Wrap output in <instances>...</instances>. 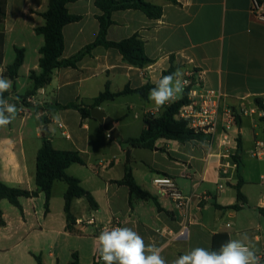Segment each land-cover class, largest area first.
<instances>
[{"label":"crops","instance_id":"obj_1","mask_svg":"<svg viewBox=\"0 0 264 264\" xmlns=\"http://www.w3.org/2000/svg\"><path fill=\"white\" fill-rule=\"evenodd\" d=\"M96 1L75 0L67 5L69 13L80 16L81 20L63 29L62 59L75 56L97 40L98 16L102 12ZM147 1L162 8L161 17L150 18L139 9L116 11L112 14L113 24L108 29L107 40L120 42L139 36L153 64L144 68L131 66L117 49L100 45L84 56L77 68L54 70L50 84L29 97L26 105L14 94L21 72L30 79L31 88L27 93L34 87L31 72L37 75L42 72L40 48L45 39L35 30L45 25L41 14L48 10L49 0H7L6 18L0 24V31L5 35L4 55L9 44L25 53L15 81L6 76L10 65L4 64L5 56L0 64V75L12 82L7 100L25 108L20 110L25 121L32 117L30 109L38 113L45 124L43 137L55 149L78 151L83 155L85 163L72 164L66 172L79 180L98 207L92 208L84 197L73 200L71 213L75 228L81 232L75 234L68 230L65 212L68 185L64 181L54 182L48 213L43 193L36 198H21L22 209L2 200L0 264H37L36 256L41 257L42 264H70L75 253L79 264H94L98 253L95 238L102 228L115 226L133 227L146 243H155L167 264L193 247L212 248L215 235H227L229 240L247 234V243L254 247L264 264V216L258 211L259 207L264 208V174L260 167L241 170L243 159L251 164L254 159L264 162L263 113L255 105L256 99L264 101V21L252 14L253 0ZM29 54L36 57L29 60ZM172 62L184 75L191 70L201 73L205 89L222 93L223 107L240 113L241 123L229 133L233 140L227 147L219 142L220 130L216 138L205 142L182 144L160 139L153 150L132 147L128 141L141 135L146 118L162 111L138 94L120 96L98 106L106 112L104 106L117 101L119 114L117 118L111 116L117 137L111 136L95 119L83 120L78 110L60 107L72 102L92 105L107 83L113 93L126 87L137 89L155 84ZM125 110L126 114H120ZM129 113L134 115L133 124L139 122L141 127L138 136L125 133L130 124ZM58 119L63 121L58 123L62 125L59 128L63 138L47 136L51 133V124ZM37 129H42L41 124ZM104 132L107 138L127 143L125 151L127 154L130 151L129 160L123 162L121 156L103 152ZM41 147L40 142H35L31 152L28 151L24 137L17 140L15 130L0 135V181L10 187L35 190L37 155ZM228 148L239 162L234 156L223 158ZM120 150L123 149L120 147ZM127 168L131 169L136 183L155 199L132 197L131 200L129 188L116 183L124 178ZM158 176L172 178L185 195L193 196L188 219L154 185L153 180ZM239 177L244 181L241 191L248 200L247 206L239 211L217 208L215 205L228 207L237 202ZM89 220H94L95 225H89Z\"/></svg>","mask_w":264,"mask_h":264},{"label":"trees","instance_id":"obj_2","mask_svg":"<svg viewBox=\"0 0 264 264\" xmlns=\"http://www.w3.org/2000/svg\"><path fill=\"white\" fill-rule=\"evenodd\" d=\"M75 0H49L48 10L41 14L45 19V25L36 28V33L42 35L45 39L44 45L40 48V68L41 74L37 75L34 71L31 72L30 78L33 81V90L27 93L25 100L34 96L38 90L50 84L53 72L56 69L63 67L77 68L78 63L84 56L90 54L97 46H105L106 48L117 49L123 56L125 63L144 68L154 63L145 53V45L139 36H133L120 42H111L107 40V33L110 26L113 24L112 14L116 11L127 9L142 10L148 17L157 19L162 15V8L149 3L147 0H97L96 6L101 10L102 14L98 16L100 23V32L97 40L75 56L69 59H62L65 50V39L63 29L66 25L78 22L80 16H75L69 13L67 5ZM263 1V0H260ZM7 0H0V24H3L6 18ZM5 35L0 31V64L4 61ZM16 58L12 65L7 68L6 76L15 81L19 76V70L24 63L25 53L23 49L15 48ZM178 65L172 62L169 70L164 71L163 75L175 71ZM155 84H147L137 89L126 87L121 92L113 93L110 90V85L107 83L105 90L94 100L92 105L72 102L67 105H60L64 109H76L81 114L83 120L91 117V109L98 107L102 102L114 100L117 97L138 94L143 99L147 100L149 89ZM189 88L184 90L181 99L176 100L162 108V111L157 115H149L146 118V127L141 135L137 138H132L128 143L134 148H145L153 150L156 148V142L160 139L177 141L185 144L188 142H205L211 139L208 135L195 133L188 128L187 121L178 118L180 109L188 104ZM7 99L8 93H4ZM24 104L25 101L23 102ZM27 105V104H26ZM255 105L259 111L263 113L261 121L264 124V101L256 99ZM47 122V119H44ZM241 118L237 114V124L240 125ZM238 149L241 148V139L238 138ZM234 159L239 162L237 156ZM84 164L83 155L78 151H61L53 147L52 142L47 138H43V144L37 155V168L35 176V190H26L22 188L10 187L0 181V202L8 200L15 207L22 209L21 198H36L40 193L45 197L46 213L50 209V201L52 197V188L55 181H64L68 185V191L65 195V212L68 219V230L71 233H81L75 228L76 221L71 213V204L76 198H86L92 208H97V203L93 196L81 187L78 179L69 176L66 172L67 168L72 164ZM119 185H126L130 190L132 197H137L144 200L155 199L153 196L144 191L134 179L132 171L127 168L125 176L122 180L116 181ZM244 181L239 177L236 185L237 202L228 207L215 205L219 209L239 211L247 206L248 200L242 193L241 188ZM160 208V207H159ZM258 211L264 216V208H258ZM0 223L2 220V211L0 210ZM228 240V236L224 234L215 235L213 238V247L218 248L222 243ZM37 264H42V259L39 256L35 257ZM70 264H79V256L73 254ZM94 264H103L97 260Z\"/></svg>","mask_w":264,"mask_h":264},{"label":"clouds","instance_id":"obj_3","mask_svg":"<svg viewBox=\"0 0 264 264\" xmlns=\"http://www.w3.org/2000/svg\"><path fill=\"white\" fill-rule=\"evenodd\" d=\"M183 77L184 73L177 68L162 75L155 86L149 89L147 98L157 110L175 102L178 95L184 92L188 81ZM11 88V80L0 75V127L10 125L17 113L16 104L4 96ZM95 239L103 264H167L161 248L155 243H146L133 227L104 229ZM248 240L247 234H242L239 238L225 241L218 248L196 246L178 256L172 264H262L261 257L247 243Z\"/></svg>","mask_w":264,"mask_h":264},{"label":"built area","instance_id":"obj_4","mask_svg":"<svg viewBox=\"0 0 264 264\" xmlns=\"http://www.w3.org/2000/svg\"><path fill=\"white\" fill-rule=\"evenodd\" d=\"M251 12L256 19L264 21V1L253 0ZM188 81L184 89L189 88L188 104L184 105L178 114V118L187 121L188 128L195 133L208 135L216 138L218 131L222 132V138L219 141L222 146H228L230 140L229 133L237 128L236 110L230 107H223L222 93L205 89L203 86V76L195 71H187L183 77ZM62 127V125H59ZM234 156L231 149L228 148L223 154V158L231 159ZM157 181H170V183H157ZM163 193L169 196L180 210L185 219H188V208L192 202L193 196L185 195L177 186L175 180L166 176H158L153 180ZM89 225H95L94 220L88 221ZM110 229V228H102ZM97 260L103 263L99 252Z\"/></svg>","mask_w":264,"mask_h":264},{"label":"rangeland","instance_id":"obj_5","mask_svg":"<svg viewBox=\"0 0 264 264\" xmlns=\"http://www.w3.org/2000/svg\"><path fill=\"white\" fill-rule=\"evenodd\" d=\"M36 56L29 54V60H31V58H35ZM16 58V52L14 50L13 45L9 44L8 49L5 53V61L4 64L6 65H11L14 60ZM31 83H30V79L25 75V72H21L20 76H19V85L17 86V93L14 94L15 98H20L22 99V102L25 101V103L27 105H29L28 100L24 99L25 95L27 94V92L30 90ZM182 94L178 95L177 98L181 97ZM120 103V102H119ZM106 113L108 114V116H113L115 118H117V101L115 102V104L113 103H109L107 106H104ZM20 110H25L24 107H19L17 106V113L15 115V118L13 119L12 123L8 126L5 127H0V135H5L7 133H10L11 130H15V136L17 137V140L19 139V137L23 136L26 142V146L28 151L31 152L34 143H41L43 144V133H44V129L45 128V124L43 122V119L38 115V113L36 114L35 111H33V109H30L32 112V117L27 118V120H23L22 115L20 114ZM127 111H123L120 114H126ZM129 117L127 118L128 122H130V124L128 125L129 127L125 130V133L128 134V136H138L139 135V130L141 129L139 122L135 125L133 124V113L128 115ZM63 122L61 119H58V121L55 124H51V128L50 134H47V136H53L54 138H63L61 135L62 130L59 128L58 123ZM41 124L42 129L38 130L37 127ZM124 130V129H122ZM105 133V132H104ZM39 134V135H38ZM107 134H104L103 140H104V149L103 152L104 153H108L110 154V156L116 155V156H121V159L123 160V162L126 161L127 159V151H125L126 147L128 146L127 143L124 142H120L114 139H110L109 137L107 138L106 136ZM100 140L102 141V139L100 138ZM120 147L123 150H120ZM31 148V150H30ZM254 162L251 164L248 160L243 159L242 163H241V170H243L244 168H252V167H260L262 169V174H264V162H259L257 159L253 160Z\"/></svg>","mask_w":264,"mask_h":264},{"label":"water","instance_id":"obj_6","mask_svg":"<svg viewBox=\"0 0 264 264\" xmlns=\"http://www.w3.org/2000/svg\"><path fill=\"white\" fill-rule=\"evenodd\" d=\"M91 117L93 119H95L96 121H98V123L101 125V127L110 133L111 136L117 137L118 135V131L117 128L115 127V123H114V119L111 118L110 116L107 115V113L98 108V107H94L91 109ZM45 133H43L44 135ZM128 160H129V155H130V151H128Z\"/></svg>","mask_w":264,"mask_h":264}]
</instances>
